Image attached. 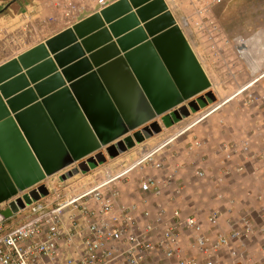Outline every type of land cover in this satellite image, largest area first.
<instances>
[{
    "label": "crops",
    "instance_id": "1",
    "mask_svg": "<svg viewBox=\"0 0 264 264\" xmlns=\"http://www.w3.org/2000/svg\"><path fill=\"white\" fill-rule=\"evenodd\" d=\"M50 1L51 0H12L5 4H0V46L3 47V50L0 51V100L5 108L9 110L11 117L14 114H19L18 119H13L14 124L27 136L25 144L28 146L29 152L32 153L31 156L37 163V166L39 168L45 167L49 172L50 175L46 176L41 182L47 184L49 193L51 194H53L56 188H61L62 186H66L67 188L64 187L63 190L59 189L60 191L79 192L91 182L100 179L106 172L114 173L129 166L142 154L143 150L151 149L161 144L163 146L161 145L162 147L158 153L159 158L157 159H162L161 161L164 162L162 157L167 150L163 151L162 149L178 137L180 132L182 133L181 128L183 126H189L191 123L192 126L196 125L198 121L194 122V120H198L195 116L199 112L192 113L190 117L169 127L162 126L160 133H155L143 143L137 144L132 149L115 158L107 157L105 163L100 164L98 167L91 168L87 173H78L72 178L64 181L59 179L62 173L70 170L74 164H76L73 163L63 167V158L66 151L64 142L76 153V155L84 156H81L77 162L86 160L97 152L96 149L94 151L90 150L93 148L94 144H97V142L99 143L100 139L104 142H108V145L114 142L110 140L119 134V129L113 123L116 119L115 114L113 110H111L112 108L105 104V101L102 100L91 82L79 81L81 77L79 73H77L76 66L69 67L65 76L62 75L60 69L57 68L56 71L59 74L57 79L60 83L62 82L65 87H69L70 84L75 83L74 90L72 91L69 89V92L71 97L75 100L74 103L83 117L86 126L78 121L79 119H77L68 103H66V98L56 93L60 87L57 88L58 85L53 86V81L48 80L49 77L53 75L52 70L54 66L56 68L55 63H53L54 66L51 62L49 63L51 69L48 68L50 66H41L34 69L31 79L26 77L25 73L32 67H35V65L38 66V62L34 63L35 60L45 53L44 48L36 50L35 48L37 46H41L47 39L117 0H104L106 2L104 6H101L97 0H80L81 9L74 15L75 17L71 22L68 24L65 23L64 25L62 24L57 27L56 30L45 34L43 31L40 36L34 33L35 40L29 41L26 36L32 37V32L24 29L23 25H27L26 21L29 20L30 24H35V31L38 32L40 28H43L39 24L44 22V15L46 16L52 11V8H50ZM164 1L176 22L181 24L180 28L182 32L211 82V86H214L211 78L210 62H208L207 54L200 42L198 32H196L192 24H189L187 27L182 26V20L185 18L182 7L186 4V0ZM9 39L16 40L17 42L12 43V45H14L13 47L10 46L7 48L6 43ZM20 57L22 58L20 59ZM50 58L51 56L40 59L41 62H43ZM62 58L66 60L69 59L70 56H62ZM19 75H21L22 81L14 80L19 77ZM68 79L72 81L67 82ZM34 85H37V87L34 88ZM154 87L156 90L160 88L157 84ZM26 90H28L27 95L19 97V94ZM38 94L42 95V99L38 97ZM10 99H12L10 103H6ZM44 99H47L46 105H44V102L40 103V101ZM78 99H80L81 103ZM36 104L38 105L35 106ZM214 110L215 109L201 118V120L206 119L202 122L203 124H208L210 122L211 118H208L210 117V113ZM200 112L203 113L202 110H200ZM85 113L89 118L85 116ZM168 113H170V111L165 112L163 115ZM238 114L241 115L240 119L242 121L239 123H232L229 134L232 135L233 139L229 138V135L227 137L229 141L223 143L222 150H224L223 147H229L230 144H234L237 149L240 142L244 138H248L251 142L250 156L243 160L235 157L236 161L234 164L233 160H231L222 165L219 163V168L214 166L216 168H214V174L213 176H209L213 181H210L211 183L207 182L208 179L202 180L204 178H197L200 179V181L192 184L190 183V179H187L188 182L185 180L184 184L182 181L178 180L182 186L181 194L171 197V193H169L170 191L168 190L158 200V202L162 203L167 208H171L173 204L179 206L178 204H183L185 202L182 207H186V210L181 209L183 213L196 215L197 219L203 224L205 230L209 229L207 216L212 209L210 207L211 205L222 211L220 229L224 232H227V227L225 225L226 219L237 218L243 213L250 214L255 226H264V124L262 122L259 123L258 126V123H256V120L260 119L258 116L254 118L248 116V113ZM224 116L223 118L220 116L221 119L226 118V114H224ZM261 117L264 118V115ZM157 120L160 121V116L157 117ZM225 125L226 124L223 122V127ZM0 134L3 137V146L10 154L12 164L24 174L27 163L18 155V146L14 145L13 140L6 131H1ZM90 135L92 138H90ZM61 136H63L65 141L61 139ZM161 136L164 137L162 138ZM253 148H255V150H253ZM104 149L105 146L100 145V150L104 151ZM227 150L228 149H226V151ZM34 151L37 153V158L33 153ZM208 153L209 152L206 154ZM208 158L211 162L213 161L210 153ZM212 163L214 164V162ZM240 164H243L242 170L236 168V166ZM166 166L164 171L157 174L154 173V175L163 177L175 173L173 170L174 164L172 162L169 161ZM150 168L152 167L144 166L139 174L135 172L121 180L117 185L121 192V201L128 203L139 202L141 194L139 193L138 183L142 178L151 175L149 174ZM250 168L251 171H248ZM193 175L195 176V173ZM218 179H220V181H218ZM214 184L218 186L219 189H216ZM190 185L191 187L188 188ZM170 189L172 190V188ZM215 190L218 192H214ZM219 195H221V197H219ZM150 200L149 204L143 203L142 206L152 207L155 199L151 198ZM5 208L10 209L5 203H1V214H3L2 210ZM11 213V215L8 214L7 216L3 214L5 217H2V220L5 221L6 226L9 228L21 224L24 220L23 212L11 211ZM260 243H264V233L256 232L245 242L247 251L255 257V255H258V246Z\"/></svg>",
    "mask_w": 264,
    "mask_h": 264
},
{
    "label": "water",
    "instance_id": "2",
    "mask_svg": "<svg viewBox=\"0 0 264 264\" xmlns=\"http://www.w3.org/2000/svg\"><path fill=\"white\" fill-rule=\"evenodd\" d=\"M40 48L45 49V56L37 57L34 63L38 62V66L27 70L25 76L31 79L34 69L50 66V62L54 66L55 63L56 68L54 66L53 75L48 80L53 81V86L60 87L56 93L66 98L78 121L86 126L69 92V89L74 90L75 83L65 87L57 79V68L65 76L69 67L76 66L81 77L79 81L91 82L105 104L112 108L116 118L113 123L119 129V134L110 140L114 142L109 145L98 139L99 143L90 150L96 149L97 152L82 162H77L82 155H76L64 142L63 167L76 164L60 175L61 181L78 173H87L105 163L107 157L115 158L127 152L160 133L162 126L181 122L216 99L209 90L211 82L164 0H117L35 49ZM50 56L41 62L40 58ZM62 56L70 58L63 60ZM21 78L19 75L14 80L22 81ZM156 84L160 86L159 90L155 89ZM27 93L28 90L22 91L19 97ZM38 97L42 99L41 94ZM46 101L40 103L46 105ZM167 111L170 113L163 115ZM85 116L88 117L86 113ZM159 116L160 121L157 120ZM18 117L19 114L11 117L0 100V132L6 131L10 135L14 145L18 146V155L27 163L23 174L12 164L0 134V204L5 203L12 212L49 193L41 181L50 174L45 167L39 168L31 156L25 144L27 136L13 122ZM100 145L105 146L104 151L100 150ZM33 153L37 158V153ZM35 184L38 186L28 194L10 200L19 191Z\"/></svg>",
    "mask_w": 264,
    "mask_h": 264
},
{
    "label": "built area",
    "instance_id": "3",
    "mask_svg": "<svg viewBox=\"0 0 264 264\" xmlns=\"http://www.w3.org/2000/svg\"><path fill=\"white\" fill-rule=\"evenodd\" d=\"M204 1L207 5L225 2ZM97 2L101 6L106 3ZM207 5L202 3L196 9V20L184 18L182 26L193 24L195 30L211 39L215 38L216 27ZM259 34V40L264 41V33ZM161 145L143 150L129 166L106 172L79 192L60 191L66 187L62 186L32 201L18 209L25 214L17 226L9 228L0 218V264H264V243L259 244L255 257L246 249L247 240L256 232L264 233V226H255L250 214L226 219L224 232L220 229L222 211L212 208L207 216L209 229L205 230L196 215L183 213L175 204L167 208L158 202L168 190L171 197L181 194L182 186L174 174L142 178L138 183L139 202L121 201L117 185L131 172L144 166L164 171L163 162L157 159ZM250 146L245 138L237 149L234 144L223 147L224 163L232 157L248 158ZM236 168L242 170L243 164ZM195 176L203 178L205 173L198 170ZM37 186L19 191L10 200ZM151 198L157 200L152 207H143Z\"/></svg>",
    "mask_w": 264,
    "mask_h": 264
},
{
    "label": "rangeland",
    "instance_id": "4",
    "mask_svg": "<svg viewBox=\"0 0 264 264\" xmlns=\"http://www.w3.org/2000/svg\"><path fill=\"white\" fill-rule=\"evenodd\" d=\"M9 1L12 0H0V4ZM79 1L51 0L49 3L53 12L44 15V22L39 24L43 28H40L38 32L35 31V24H30L29 20L26 21L27 25H23L24 29L32 32V37L26 36V38L29 41H34V33L40 36L43 31L45 34L56 30L62 24L71 22L75 17L74 15L81 9ZM202 3L207 5L204 0H186V4L182 5L184 17L188 20H196V9L200 8ZM207 8L208 16L213 20L216 27L215 38L209 39L199 31L196 30V32L199 34L200 42L207 54L208 62H210L211 78L214 86H211L209 90L213 92L216 99L214 103H211L210 108L202 111L204 113L215 107V105L218 106L210 113L208 119H211L208 124L202 123L206 119L201 120L199 118L203 114L199 111L195 116L199 118L196 125L192 126L191 123L189 127L183 126L181 128L182 133L162 149L163 151L167 150L162 157L164 168L167 167L169 161L172 162L174 164L175 179L182 181L183 184L187 179L191 180V184L199 182L200 179L195 178L193 175L198 170L206 172V176L202 180L212 181L209 176H213L214 170L217 167L219 168V163L221 165L224 163L222 145L229 141L227 140L229 135V138H232V135L229 134L232 123L242 121L240 119L241 115L238 113H248V116L254 118L258 116L260 117L256 120L258 126L259 123L263 122L264 124V118L261 117L264 115V59L258 62V70L254 72L242 54L241 56L238 54L239 45L236 41L238 38L239 40L251 42L259 39L260 32L264 33V0H225L221 4L207 5ZM16 42V40L9 39L6 43L7 48L13 47L12 43ZM1 50H3V47L0 46ZM224 114H226V118L221 119ZM223 122L226 124L224 127ZM186 127L187 129H185ZM207 152L211 154L212 162L215 165L209 160V153L206 154ZM232 160L234 164L235 157H232ZM248 171H251V168ZM135 172L139 174L140 170L136 169L131 174ZM159 172L161 170L149 169L150 176H155L154 173ZM214 186L219 189L215 184ZM190 187L191 185L188 186V188ZM214 192L218 191L215 190ZM184 203L178 204L182 210H186V207H182ZM212 206L210 207L215 208V206ZM2 212L6 216L12 214L8 208H5ZM3 214L0 212V218L5 217Z\"/></svg>",
    "mask_w": 264,
    "mask_h": 264
},
{
    "label": "bare ground",
    "instance_id": "5",
    "mask_svg": "<svg viewBox=\"0 0 264 264\" xmlns=\"http://www.w3.org/2000/svg\"><path fill=\"white\" fill-rule=\"evenodd\" d=\"M239 51L247 60L249 67L255 72L258 70L257 64L264 59V41L259 39L249 41L238 40ZM244 45L245 47H242ZM246 48V49H245ZM255 59V61H254Z\"/></svg>",
    "mask_w": 264,
    "mask_h": 264
},
{
    "label": "clouds",
    "instance_id": "6",
    "mask_svg": "<svg viewBox=\"0 0 264 264\" xmlns=\"http://www.w3.org/2000/svg\"><path fill=\"white\" fill-rule=\"evenodd\" d=\"M178 25L181 27V24H180V23H179ZM181 30H182V29H181ZM198 112H199V111H198Z\"/></svg>",
    "mask_w": 264,
    "mask_h": 264
}]
</instances>
